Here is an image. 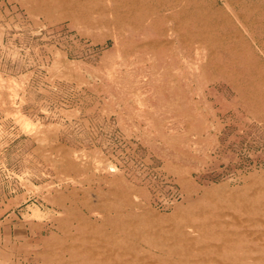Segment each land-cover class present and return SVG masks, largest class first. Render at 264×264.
<instances>
[{"label": "rangeland", "instance_id": "rangeland-1", "mask_svg": "<svg viewBox=\"0 0 264 264\" xmlns=\"http://www.w3.org/2000/svg\"><path fill=\"white\" fill-rule=\"evenodd\" d=\"M263 213L264 0H0V264L251 263Z\"/></svg>", "mask_w": 264, "mask_h": 264}, {"label": "bare ground", "instance_id": "bare-ground-1", "mask_svg": "<svg viewBox=\"0 0 264 264\" xmlns=\"http://www.w3.org/2000/svg\"><path fill=\"white\" fill-rule=\"evenodd\" d=\"M138 7H140V6H138V1H134L133 3H131L130 4V6H129V8L130 9H133L134 8V10L136 9V8H138ZM134 12H136V11H134ZM133 12V13H134ZM142 12H139V14H141ZM130 14V13H129ZM134 14H138V13H134ZM139 17V16H138ZM129 19V18H128ZM127 19V20H128ZM141 20H142V16H140L139 17V19L137 20V23L138 24H140L141 25ZM263 216H264V213H263ZM261 224L263 225V227H264V222H261ZM226 229H227V227H226ZM227 230H229V229H227ZM262 235H264V230L262 231ZM221 241V240H220ZM214 242V241H213ZM228 241H226V243H227ZM216 243H218V242H216ZM225 243V244H226ZM229 246V245H228ZM217 249H218V247H217ZM264 249V248H263ZM261 250V249H260ZM203 254V253H202ZM201 254V255H202ZM203 255H205V254H203ZM219 257V256H218ZM223 261V260H222ZM228 261V260H227ZM254 262H251V263H247L248 261H246V260H241L240 262H238V264H264V253H263V255H261V256H258V257H256V259L255 260H253ZM225 263H227V262H225ZM227 264H232V263H227Z\"/></svg>", "mask_w": 264, "mask_h": 264}]
</instances>
